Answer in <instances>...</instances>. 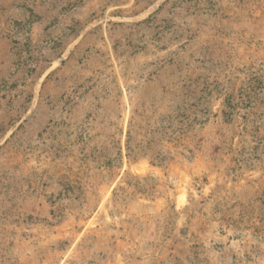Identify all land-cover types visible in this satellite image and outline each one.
<instances>
[{"label":"rangeland","instance_id":"rangeland-1","mask_svg":"<svg viewBox=\"0 0 264 264\" xmlns=\"http://www.w3.org/2000/svg\"><path fill=\"white\" fill-rule=\"evenodd\" d=\"M0 264H264V0H0Z\"/></svg>","mask_w":264,"mask_h":264}]
</instances>
